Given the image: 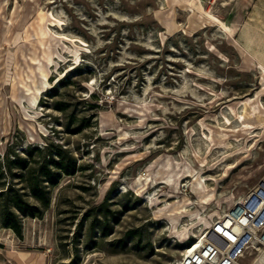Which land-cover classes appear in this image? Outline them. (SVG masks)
<instances>
[{
	"label": "rangeland",
	"instance_id": "rangeland-1",
	"mask_svg": "<svg viewBox=\"0 0 264 264\" xmlns=\"http://www.w3.org/2000/svg\"><path fill=\"white\" fill-rule=\"evenodd\" d=\"M48 141L0 264H174L264 177V0H0V153Z\"/></svg>",
	"mask_w": 264,
	"mask_h": 264
},
{
	"label": "trees",
	"instance_id": "trees-1",
	"mask_svg": "<svg viewBox=\"0 0 264 264\" xmlns=\"http://www.w3.org/2000/svg\"><path fill=\"white\" fill-rule=\"evenodd\" d=\"M55 106L63 110L61 105ZM79 167L71 150L51 141L0 153V225L20 234L21 218L41 217L49 207L52 190L61 177L74 174ZM106 212L102 211L103 217L107 216ZM96 227L105 234V225L96 224L95 219H91L89 237L95 233ZM73 261L72 257L64 264Z\"/></svg>",
	"mask_w": 264,
	"mask_h": 264
},
{
	"label": "built area",
	"instance_id": "built-area-1",
	"mask_svg": "<svg viewBox=\"0 0 264 264\" xmlns=\"http://www.w3.org/2000/svg\"><path fill=\"white\" fill-rule=\"evenodd\" d=\"M198 235L174 264H264V177Z\"/></svg>",
	"mask_w": 264,
	"mask_h": 264
},
{
	"label": "bare ground",
	"instance_id": "bare-ground-1",
	"mask_svg": "<svg viewBox=\"0 0 264 264\" xmlns=\"http://www.w3.org/2000/svg\"><path fill=\"white\" fill-rule=\"evenodd\" d=\"M225 26V25H224ZM199 237V236H198ZM200 244V240L196 243V245H199Z\"/></svg>",
	"mask_w": 264,
	"mask_h": 264
}]
</instances>
